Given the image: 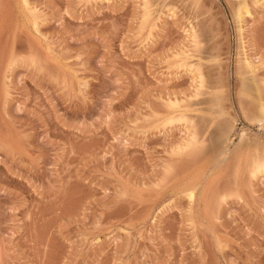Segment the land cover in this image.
<instances>
[{"label":"rangeland","instance_id":"obj_1","mask_svg":"<svg viewBox=\"0 0 264 264\" xmlns=\"http://www.w3.org/2000/svg\"><path fill=\"white\" fill-rule=\"evenodd\" d=\"M261 106L264 0H0V264H264Z\"/></svg>","mask_w":264,"mask_h":264},{"label":"bare ground","instance_id":"obj_2","mask_svg":"<svg viewBox=\"0 0 264 264\" xmlns=\"http://www.w3.org/2000/svg\"><path fill=\"white\" fill-rule=\"evenodd\" d=\"M238 12V11H237ZM237 17H241V13L240 12H238V15H237ZM253 89V88H252ZM254 90V89H253ZM246 91V90H245ZM251 91V90H250ZM261 110H262V112H263V114H264V110L262 109V106H261Z\"/></svg>","mask_w":264,"mask_h":264}]
</instances>
